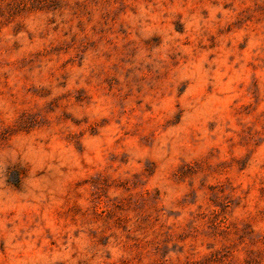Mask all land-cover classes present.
<instances>
[{
  "label": "rangeland",
  "instance_id": "374dc122",
  "mask_svg": "<svg viewBox=\"0 0 264 264\" xmlns=\"http://www.w3.org/2000/svg\"><path fill=\"white\" fill-rule=\"evenodd\" d=\"M0 264H264V0H0Z\"/></svg>",
  "mask_w": 264,
  "mask_h": 264
}]
</instances>
